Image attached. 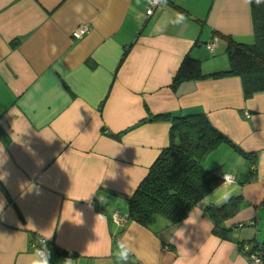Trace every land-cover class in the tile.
<instances>
[{
  "label": "crops",
  "instance_id": "0c3cea01",
  "mask_svg": "<svg viewBox=\"0 0 264 264\" xmlns=\"http://www.w3.org/2000/svg\"><path fill=\"white\" fill-rule=\"evenodd\" d=\"M151 1L0 0V264L39 261L33 234L50 264L64 263L56 248L76 264H122L118 242L134 251L127 264H247L239 243L264 242V91L245 97L236 75L170 86L186 54L204 73L228 68L227 38L254 39V0H159L147 14ZM177 111L204 112L251 155L218 145L203 163L234 180L178 223L142 224L127 200L171 126L142 120ZM225 192L243 201L221 237L205 208Z\"/></svg>",
  "mask_w": 264,
  "mask_h": 264
},
{
  "label": "trees",
  "instance_id": "16d2710c",
  "mask_svg": "<svg viewBox=\"0 0 264 264\" xmlns=\"http://www.w3.org/2000/svg\"><path fill=\"white\" fill-rule=\"evenodd\" d=\"M173 6L182 10L175 4ZM251 8L254 39L252 42H243L227 38L225 52L229 61L228 68L204 73L200 59L186 54L173 75L170 86L176 89L186 80L236 75L241 80L245 97L264 91V2L258 4L254 0ZM124 56L125 52L120 62ZM152 120L170 121V142L161 150L128 197L126 217L145 224L152 215L160 214L169 224H175L187 216L198 200L222 182L225 173L220 174L203 163L210 151L226 143L244 155L251 154L243 151L213 126L204 112H149L142 121ZM242 201V195L236 194L226 202L209 204L205 208L213 221L214 233L221 237L228 236L231 226H226L224 221L236 214ZM30 242L38 252L43 247L42 240L35 234ZM242 243L243 241L238 246L245 254L247 264L254 252L258 255L260 264H264V242H256L249 249H243ZM56 250L61 254L71 253L60 248Z\"/></svg>",
  "mask_w": 264,
  "mask_h": 264
},
{
  "label": "clouds",
  "instance_id": "9594fccd",
  "mask_svg": "<svg viewBox=\"0 0 264 264\" xmlns=\"http://www.w3.org/2000/svg\"><path fill=\"white\" fill-rule=\"evenodd\" d=\"M246 2H250V0H246ZM261 2H264V0H256V3L258 4ZM75 10L79 12L80 7L77 6ZM177 15L180 20H183L182 14H177ZM224 179L227 178L225 177ZM230 197H231V193L225 192L222 197V200L226 202L228 199H230ZM100 218L103 219V216H101ZM41 243L43 244V247L39 250L41 259L39 261L32 262V264H50L51 256H52L51 250L47 247L46 241H42ZM117 247H118L117 259L121 261L122 264H127L129 257L133 255L134 251L131 248H129L127 245H125L123 242H118ZM253 259L256 260V264H260V261L257 257H253Z\"/></svg>",
  "mask_w": 264,
  "mask_h": 264
},
{
  "label": "built area",
  "instance_id": "2783aa9c",
  "mask_svg": "<svg viewBox=\"0 0 264 264\" xmlns=\"http://www.w3.org/2000/svg\"><path fill=\"white\" fill-rule=\"evenodd\" d=\"M159 3V0H152L151 1V4H150V6L147 8V10H146V13L147 14H150L151 12H152V8H153V6L154 5H156V4H158ZM88 30H89V27H88V25H82L80 28H78V29H75L73 32H72V35L74 36V37H77V38H79V37H81L82 35H84L86 32H88ZM217 39L216 38H213V40H211V41H209V42H207L206 43V47L210 50V51H213L214 50V48H215V46H216V44H217ZM227 178V179H224V178ZM223 179L224 180H226V181H232V180H234V176H232L231 174H229V173H225L224 175H223ZM115 218H116V220H122V218L120 217V216H117V215H115ZM244 223H246V222H242V223H240V225H243ZM42 241L44 240L43 238H40ZM242 248L243 249H249V244L247 243V242H243L242 243ZM253 257H257L258 258V255L254 252V253H252L251 255H250V263L249 264H256V260L255 259H253ZM74 259H75V255L73 254V253H66V254H63V261H64V263L63 264H76V262L74 261Z\"/></svg>",
  "mask_w": 264,
  "mask_h": 264
}]
</instances>
